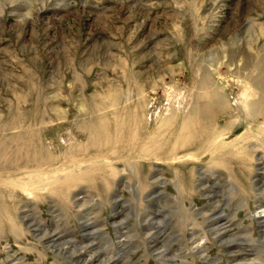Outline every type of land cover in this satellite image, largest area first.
Instances as JSON below:
<instances>
[{
	"label": "rangeland",
	"instance_id": "obj_1",
	"mask_svg": "<svg viewBox=\"0 0 264 264\" xmlns=\"http://www.w3.org/2000/svg\"><path fill=\"white\" fill-rule=\"evenodd\" d=\"M245 57L264 0H0V264H264Z\"/></svg>",
	"mask_w": 264,
	"mask_h": 264
},
{
	"label": "bare ground",
	"instance_id": "obj_2",
	"mask_svg": "<svg viewBox=\"0 0 264 264\" xmlns=\"http://www.w3.org/2000/svg\"><path fill=\"white\" fill-rule=\"evenodd\" d=\"M251 28V27H250ZM248 31V30H247ZM249 39V38H248ZM260 45V44H259ZM221 48V47H220ZM227 50V49H226ZM239 53L240 52H237V51H234V50H232V55H231V57H230V63L235 59V56H238L239 55ZM230 54V53H229ZM258 54V53H257ZM149 55V54H148ZM251 55V54H250ZM263 55V54H262ZM248 56V55H247ZM252 56V55H251ZM239 57V56H238ZM241 57V56H240ZM257 57H259V54L256 56V59H257ZM205 58V57H204ZM248 58L249 57H245V60L243 61L244 62V66L243 67H245V68H247L248 70H250V68H251V70L249 71V72H251V73H249L246 77H245V82L244 83H246L245 85H248L251 89H252V93H253V95L252 96H249L248 95V93H247V95L249 96V97H247L246 98V105H247V109H248V112H249V115L253 118V119H255L256 120V118H258V117H263L264 116V57H261V58H258L259 60H255L253 63V65H252V67H251V65L249 64V62H251L252 63V61H250L249 60V62H248ZM213 59V58H212ZM157 61V60H156ZM237 65H238V63H236ZM240 64V63H239ZM229 65V64H228ZM191 66V65H190ZM231 67V66H230ZM250 67V68H249ZM236 68V67H235ZM238 69V68H237ZM236 69V70H237ZM239 69H241V68H239ZM246 69V70H247ZM248 70H247V73H248ZM234 71V70H233ZM244 72V71H243ZM245 73V72H244ZM143 75V74H142ZM244 75V74H243ZM140 80V79H139ZM219 80V79H218ZM238 82V81H237ZM191 83V82H190ZM243 83V84H244ZM210 84H212L211 83V80H210V78H209V76H208V74L207 73H205L204 75H203V78H202V80H201V83H200V85H199V89H204L207 85H210ZM213 85V84H212ZM245 85H244V88H246L245 87ZM178 87V86H177ZM243 88V89H244ZM248 89V88H247ZM218 90V89H217ZM246 90V89H245ZM135 91V90H134ZM248 92V91H247ZM142 94V93H141ZM140 94V95H141ZM249 94H251V93H249ZM213 95H215V96H217L216 97V99H213L212 98V100H211V102L218 108V109H223L224 107H225V105H224V103L226 102H224V100L222 99V95H221V93H219L218 91H216V92H214L213 93ZM254 96V97H253ZM197 98H195V102H194V106L192 107V109L190 110V115L191 116H193V117H195V118H197V119H204V118H213V115H211V113L209 112V100H207V101H205L204 100V98L206 97V95H203V94H200V95H198V96H196ZM223 98H225V97H223ZM131 99V98H130ZM92 100V99H91ZM82 102V101H81ZM80 105V104H79ZM119 105V104H118ZM228 105V104H227ZM226 105V106H227ZM116 106V105H115ZM117 108V107H116ZM96 109V108H95ZM125 109V108H124ZM121 110V109H120ZM119 110V111H120ZM133 110V109H132ZM93 112V111H92ZM95 112V111H94ZM98 112V111H97ZM168 112V111H167ZM116 114V113H115ZM84 115V114H83ZM8 116V115H7ZM123 116V115H122ZM83 118V117H82ZM94 118V117H93ZM122 118V117H121ZM264 118V117H263ZM92 121V120H91ZM187 121V120H186ZM88 122H90V121H88ZM218 122V121H217ZM4 123V122H3ZM2 125V124H1ZM119 128H120V126H119ZM263 129V128H262ZM133 130V129H132ZM167 130V129H166ZM229 130V129H228ZM24 131V130H23ZM219 134V133H218ZM51 135H53V134H51ZM12 136V135H11ZM49 136V135H48ZM18 137V136H17ZM16 137V138H17ZM15 138V137H14ZM23 139V138H22ZM21 138H20V140H22ZM262 139H264V138H262ZM6 140H7V138H6ZM19 140V139H18ZM17 140V141H18ZM261 140V139H260ZM259 140V141H260ZM26 141V140H25ZM24 141V142H25ZM10 142V141H9ZM95 142V141H94ZM263 142H264V140H263ZM93 143V142H92ZM148 143V142H147ZM257 143V142H256ZM262 143V142H261ZM19 144V143H18ZM23 142H22V146H23ZM95 144V143H94ZM263 144V143H262ZM12 145V144H11ZM15 145V144H14ZM35 145V144H34ZM7 146H8V143H4L3 145H0V159H2V157L4 156V154H5V151L4 150H6V152H7ZM19 146V145H18ZM29 146V145H28ZM263 146H264V144H263ZM9 147V146H8ZM24 147V146H23ZM26 147V146H25ZM13 148V147H12ZM11 148V149H12ZM20 148V147H19ZM10 149V150H11ZM15 149V148H14ZM261 149H263V148H261ZM22 150V149H21ZM17 151V150H16ZM18 152V151H17ZM24 152V151H23ZM262 152V151H261ZM8 153H9V151H8ZM7 153V154H8ZM14 153V152H13ZM13 153H12V156H15V154H17V153H14V155H13ZM54 153V152H53ZM18 154H19V152H18ZM21 154V153H20ZM26 154V153H25ZM39 154V153H38ZM38 154H37V156H38ZM11 156V154H8V156ZM40 155V154H39ZM2 156V157H1ZM9 156V157H10ZM20 156V155H19ZM36 156V157H37ZM41 156V155H40ZM5 158H7V156L5 157ZM14 158V157H13ZM13 158H12V160H13ZM23 158V157H22ZM44 160H45V162H48L50 159H51V156H49L48 154L46 155H44V157H42ZM26 159V158H25ZM111 159V158H110ZM15 160H16V158H15ZM90 160V159H89ZM4 162L5 161H7V159H4L3 160ZM11 161V160H10ZM9 161V162H10ZM0 162H2V160H0ZM3 162V163H4ZM44 162V163H45ZM87 162V161H86ZM14 164V163H13ZM70 164V163H69ZM11 165V164H10ZM78 165V164H77ZM61 167V166H60ZM35 168V167H34ZM66 168V167H65ZM64 169V168H63ZM68 169V168H67ZM79 169V168H78ZM41 170V169H40ZM37 171V170H36ZM59 171V170H58ZM46 172V171H45ZM34 173V172H33ZM51 173V172H50ZM104 173V172H103ZM70 174H71V172H70ZM33 175V174H32ZM21 176V175H20ZM68 176H69V174H68ZM8 178V177H7ZM12 179V178H11ZM42 179V178H41ZM54 179V178H53ZM58 179H61L60 178V176H59V178ZM58 179L56 180V181H58ZM65 179V178H64ZM68 179V178H67ZM75 179V178H74ZM17 180V179H16ZM48 180V179H47ZM85 180V179H84ZM44 181V180H43ZM82 181V180H81ZM56 183V182H55ZM30 184V183H29ZM50 184V183H49ZM68 184V183H67ZM46 185V184H45ZM47 187V186H46ZM50 190V189H49ZM58 190V189H57ZM54 191V190H53ZM12 195H13V193H11ZM32 196V195H31ZM260 198H259V201L261 202L262 200H263V198H262V196H261V194L259 193V195H258ZM259 209L257 210V212H256V216H258V217H264V208H263V206H259L258 207ZM28 209V208H27ZM19 213V212H18ZM210 218V217H209ZM10 220V219H9ZM12 220V222H13V219H11ZM224 220V219H223ZM11 222V221H10ZM220 222V221H219ZM226 222V221H225ZM224 224V223H223ZM226 224V223H225ZM220 225V224H219ZM227 225V224H226ZM223 226H225V225H223ZM217 227V226H216ZM227 227V226H226ZM217 229V228H216ZM38 230V229H37ZM222 230V229H221ZM217 231H218V229H217ZM86 233V232H85ZM220 235V234H219ZM227 239V238H226ZM236 239H238V238H236ZM54 240H55V238H54ZM229 240V239H228ZM231 241V240H230ZM238 241V240H237ZM153 242V241H152ZM200 242V241H199ZM227 242V241H226ZM55 243V242H54ZM225 243V242H224ZM223 243V244H224ZM197 245V244H196ZM88 246V245H87ZM55 248V247H54ZM81 249V248H80ZM89 250V249H88ZM84 251V250H83ZM167 252V251H166ZM230 252V251H229ZM251 252V251H250ZM80 254V253H79ZM92 257V256H91ZM90 257V258H91ZM94 257V256H93ZM100 259V258H99ZM245 259V258H244ZM238 260L237 262H235V264H258V263H256V261L254 260V258H252L253 260H251V258H249V259H247V260ZM84 260H85V258H84ZM99 261V260H98ZM101 261V260H100ZM89 262V261H88ZM95 262V261H94ZM100 264V263H99ZM112 264V263H111ZM114 264V263H113Z\"/></svg>",
	"mask_w": 264,
	"mask_h": 264
}]
</instances>
